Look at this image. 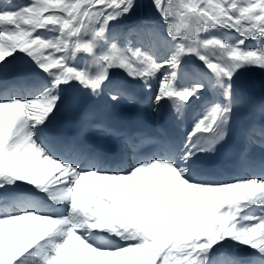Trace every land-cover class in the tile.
<instances>
[{"label": "snow or ice", "instance_id": "6c2138e0", "mask_svg": "<svg viewBox=\"0 0 264 264\" xmlns=\"http://www.w3.org/2000/svg\"><path fill=\"white\" fill-rule=\"evenodd\" d=\"M255 70L264 0L0 2V264H264ZM125 103L183 134L111 125Z\"/></svg>", "mask_w": 264, "mask_h": 264}, {"label": "bare ground", "instance_id": "6f19581e", "mask_svg": "<svg viewBox=\"0 0 264 264\" xmlns=\"http://www.w3.org/2000/svg\"><path fill=\"white\" fill-rule=\"evenodd\" d=\"M20 2H22V0H19ZM0 2H7V0H0ZM126 23H131V21H128V22H126ZM193 62L195 63V60L193 59ZM256 71V70H255ZM252 72H254V71H250L249 72V74L247 75V79H249V80H251L250 79V74L252 73ZM252 81V80H251ZM255 91H256V89H255ZM126 105H128V104H126ZM85 184L88 186V187H98V186H100V184H101V182H97V181H95L93 178H89V180H87L86 182H85Z\"/></svg>", "mask_w": 264, "mask_h": 264}]
</instances>
